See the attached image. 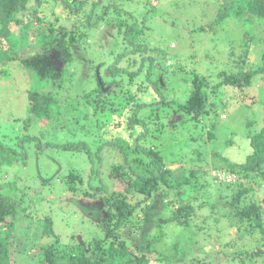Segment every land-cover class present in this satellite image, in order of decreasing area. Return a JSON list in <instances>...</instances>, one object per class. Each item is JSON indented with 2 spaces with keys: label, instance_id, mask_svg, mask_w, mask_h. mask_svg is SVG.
<instances>
[{
  "label": "rangeland",
  "instance_id": "1",
  "mask_svg": "<svg viewBox=\"0 0 264 264\" xmlns=\"http://www.w3.org/2000/svg\"><path fill=\"white\" fill-rule=\"evenodd\" d=\"M63 1L66 3L67 0ZM100 1V6L93 8L94 10H90L91 13H89V18L91 17L89 21L94 25L91 27L82 25L79 33L74 32V36L79 41V49L74 48L73 52L76 58L65 67L66 72H71L69 81L71 86L67 88L69 92L66 93L58 87L55 89L54 86L40 80L31 70L19 69L18 65L15 68H5L9 75L0 78V133L6 134L9 124L15 127L12 125L14 118L25 117L26 107L30 104L26 97L27 91L40 90L44 93H54V97L58 99L59 110L57 111L61 117L59 122H56L58 129L49 136V142L52 146L85 144L89 147L88 144L94 141L91 144L92 150L107 144V147L100 150V157L104 160V170L112 163L118 164L117 162L121 158L120 148L123 147V142L128 139L129 131L137 135L139 130V125L135 122L134 126L128 128L126 126L124 129L123 125L118 128L123 122V118L120 117L125 110L126 97L133 96L132 92H135V96H137L132 100V105L138 102L148 103L149 100H153V96L148 101L140 96L152 83H157L161 88V96L165 100H182L190 90L192 74L205 76L212 85H215L220 72L234 71V66L237 64L235 60H239L241 53L247 50L245 46L247 42L249 61L247 65H241L242 69L257 67L260 64V56L264 51V19L255 20L252 14L245 12L242 19L252 21L253 25L230 18L222 21L219 26L213 25L219 9L228 7L231 0ZM110 5L118 9L123 8L122 12L115 14V11L110 8L102 11L103 7ZM89 7L90 5H87V10ZM40 9L48 14L55 11L50 5L40 7ZM86 16L87 14L83 16L85 20ZM76 18L79 20L82 16L79 15ZM127 18L134 19L135 23L136 21L140 23L145 18L142 21V27L145 29L144 36H137L134 42L136 45L134 57L146 59L150 55L153 57V62L151 60H143L140 64L136 62L133 68L125 65L129 70L128 73H138L134 79L135 87L120 88L119 86L122 87L123 83L117 86L110 85L104 90L105 92L109 90L108 93L97 96L96 92H92L86 99L80 100L82 103L87 101L93 103L96 99L103 102L102 113L98 108L96 109L98 121L95 118L91 125L88 123L90 120H79L70 115L69 109L79 108L76 105L78 102L76 97L85 91V85L81 84L86 79V74L93 73L94 67V76L97 78L98 74L101 79L109 68L108 66L114 61L115 56L122 53L123 50L115 45L113 37L118 32L116 25ZM64 25L67 29H71L74 24L69 22ZM200 28L205 31H198ZM214 28L218 30V33L212 32ZM40 29V26L34 24L29 34L36 35ZM35 39L38 44L31 43L32 46L28 45V49L21 50L23 56L41 52L40 37L36 36ZM30 42H34V39L31 38ZM139 45L143 47L139 48ZM230 55L234 62L229 59ZM78 61L80 64L77 63ZM121 63L123 64V61ZM138 68L140 71H135ZM81 76L84 78L81 79ZM106 80L108 79L105 77L104 81ZM88 85L91 88L94 87V80L88 82ZM231 90L228 88V92H232ZM211 91L212 89L208 93V98H213L215 103L209 117H203V124L195 126L194 122H189L186 116L171 112L164 117V120L163 116H160L159 121L150 123L152 128L148 127V144L152 142L153 145H160V149L164 150L160 152L164 156L166 154L176 155L175 160L181 159V162L176 160V163L169 162V165H173V168L183 165L185 169H191L197 173V194L201 200L194 201V205H200L202 202L203 206L200 209L196 208L195 215L191 217L188 227H173V224L162 227V233L166 234V240L169 242L174 239L178 240L185 234L191 236V241L192 239L197 240L191 252L186 257H181L186 261L191 260L194 256L198 257L197 253L201 250L212 249L214 254L222 247V244L233 239V231L224 230L221 239L218 240V231L213 224L216 212H210L209 207L213 203H218L220 199H222V202L219 201L220 205L224 207L225 200H229L237 192L239 184L243 185L242 188L253 189L245 197V203L247 204L249 199L255 200L264 209V193L262 191L264 187L257 190L253 180L231 174L227 166L230 162L243 163L245 161L250 150L248 136L260 128H264V75L253 78L251 85L240 92L239 97L234 94L223 95L225 91L227 93V89L220 88L215 98ZM70 95L73 97L71 98ZM60 100L65 102H60ZM66 103H71L69 109L66 108ZM169 110L171 109L165 108L164 113ZM70 113L76 114L77 111L70 110ZM155 113V111L152 113L146 111V115L153 114V118ZM222 114L226 116V119H222ZM114 122L117 124L116 126L113 125ZM168 124L171 125L168 127ZM133 127L136 130H132ZM209 131L214 136L211 140H208ZM136 138L137 136L134 137V141ZM106 140L108 141L104 143ZM10 141L9 147L20 151L21 148L17 145L19 140L11 138ZM48 147V149H38L36 152L34 148L29 150L26 146L24 147L26 154L21 155V151L18 152L10 169L0 167V184L4 185L3 188H0L1 192L4 195L14 194L13 191L16 187L18 190H23L26 195L23 205L27 207V212L16 213L14 217L8 216L0 224L3 256L7 259L8 264H38V255L41 253L39 249L53 243L52 237H43L42 225L46 216L52 218L53 231L62 244H67L71 233L78 237L88 233L86 237H89L93 233V227L88 224L87 218L96 219L100 216L98 206H86L87 209L82 210L75 205L66 206L64 202H58L59 195L62 199L68 197L67 194H62L63 183L59 181L70 170L79 172L86 169L87 156L84 153L64 152L50 145ZM116 149L119 150V153ZM196 149L197 151H195ZM92 158H94V162H97L95 157ZM225 158L228 160L227 162L224 160ZM47 171L51 178H46L45 172ZM39 174L47 182H42ZM11 181L16 183L14 189L8 186ZM18 190H16L17 197L20 195ZM29 198H32V201ZM154 209L155 213H160L158 212L159 206ZM218 211L220 210L218 209ZM221 211L227 212L228 210L224 207ZM146 214L151 217L148 224H144L141 229L135 228L136 230L128 227L122 234L123 238L128 239L132 245L136 244V247H138L137 243L150 240L145 237L153 226L152 219L156 214L151 216L148 212ZM233 220L235 221V219ZM229 225V218L222 217L220 219L219 226L221 228L225 229ZM231 226L237 228L235 223ZM243 226L248 227V224L245 223ZM240 229L244 232V227L241 226ZM97 233L101 235L100 231ZM207 236H211V238ZM257 237L259 235L254 233L248 238L255 241ZM236 238L234 237L235 243L237 242ZM233 245L234 247L230 246L228 250L238 251L237 245L234 243ZM258 247L264 251L263 243H259L258 246L251 242L248 243L249 250L254 251ZM166 248L177 256L179 251L174 250L173 244H168ZM148 255V264H165L162 262V257L156 252H149ZM175 260L176 257L171 262ZM230 263L232 262L228 258L227 262L222 261L221 264Z\"/></svg>",
  "mask_w": 264,
  "mask_h": 264
},
{
  "label": "trees",
  "instance_id": "2",
  "mask_svg": "<svg viewBox=\"0 0 264 264\" xmlns=\"http://www.w3.org/2000/svg\"><path fill=\"white\" fill-rule=\"evenodd\" d=\"M100 3V0H92V2L89 0H67L66 3L63 0H0V78L8 77L9 73L5 70L6 67L15 68L18 65L19 69L31 70L40 80L54 86L55 89L58 87L66 93L69 92L67 88L71 86L69 82L71 72H66L65 67L76 58L73 52L74 48L79 49V41L74 36V32L79 33L82 25L88 27L94 25L89 21L91 18H89V13L94 10L93 8L100 6ZM48 5L55 11L50 14L41 11L40 7ZM87 5H90L89 12ZM107 8L113 9L115 14H120L123 9L110 5L103 7L102 11ZM245 12L252 14L255 20H263L264 0H231L228 7L219 9L213 25L219 26L227 18L238 20L244 24L249 22L253 25L252 21L242 19ZM86 14L85 20L83 16ZM79 15L82 18L77 20L76 17ZM144 20L145 18L142 21ZM142 21L135 23L134 19L127 18L116 25L118 32L113 37V41L123 51L115 56L114 61L100 79L103 87L117 86L120 83H123L122 87L119 86L120 88L135 87L134 79L138 73H128L129 70L125 65L133 68L136 62L139 64L143 60L153 62V57L150 55L146 59L134 57L136 51L134 42L137 36H144L145 29L142 27ZM69 22L74 24L71 29H67L64 25ZM34 24L41 28L36 35L29 34ZM198 31L205 30L200 28ZM212 32L215 34L218 33V30L214 28ZM36 36L40 37V43H42L41 52L23 56L21 50L28 49V45L38 44ZM31 38L34 39V42H30ZM245 46L247 50L241 53L239 60H235L237 64L234 66V71L220 72L215 85H212L205 76L192 74L190 90L182 100H165L161 96V88L157 83L150 84L140 94L145 101L153 96V100H149L148 103L138 102L132 105V100L137 97L135 92H132L133 96H127L125 110L120 117L123 118V122L118 128L124 125L125 129L126 126L128 128L137 123L139 130L137 135L129 131L128 139L123 142V147L120 148L121 158L117 162L118 164L112 163L104 170V160L100 157V150L107 147V144L96 147V150L91 148L94 141L88 144L90 148L85 144L51 145L49 136L58 129L56 122H59L61 117L57 111L59 110L58 99L51 92L27 91L26 97L30 104L26 107L25 117L14 118L12 125L15 127L9 124L7 133H0V167L10 169L18 152L21 151V155L26 154L24 150L26 146L29 150L34 148L36 152L38 149H48L50 145L64 152L84 153L88 160L86 169L79 172L70 170L66 176L61 178L59 182L63 183L62 194H67L68 197L62 199L59 195L58 202H64L66 206L75 205L82 210L87 209L86 206H98L100 212V216L96 219L87 218L88 224L93 227L90 238L86 237L88 233L82 237L71 233L67 244L60 242L59 237L53 231L52 218L46 216L42 225L43 237H52L53 243L39 249L41 253L38 255V264H148V254L152 251L160 255L165 264H221L222 261L227 262L228 258L232 262L230 264H264V251H261L259 247L254 251L248 249L250 242L255 246H258L259 243L264 244V209L255 200L249 199V202L245 203V197L253 189L242 188V184H239V189L229 200H225L224 207L227 208V212L221 211L224 208L223 205H220L222 199L209 207L210 212H216L213 224L218 231V240L221 239L224 230L233 231V239L222 244V247L214 254L212 249H207L198 252V257L194 256L191 260L186 261L181 258L191 252L197 240L192 239L191 241V236L185 234L178 240L174 239L169 242L166 240V234L162 233V227L171 224L173 227H188L191 217L195 215L196 208L200 209L203 206L202 202L200 205H194V201L201 200L197 194V173L191 169H185L183 165L173 168L169 162L176 163V160L181 162V159L175 160L176 155L166 154L164 156L160 152L164 151L160 149V145H153L152 142L147 143L148 127L152 128L150 123L159 121L160 116H163L164 120V117L168 116L167 114L174 112L179 113L180 116H186L187 120L193 121L195 126L203 124V117H209L215 103L213 98H208L211 89L215 98L220 88L227 89V93L225 91L223 95L234 94L239 97V93L251 85L253 78L259 75L263 76L264 51L261 53L260 64L258 65V62L257 67L242 69L241 65H247L249 61L248 42ZM140 47L143 46L139 45ZM229 59L234 62L232 55ZM77 63L80 64L79 61ZM135 71H140V69ZM105 77L108 80L104 81ZM83 78L84 76H81V79ZM89 80H94V87L91 88L88 85ZM81 85H85V91L76 97L78 101L76 105L79 108L69 109L71 103H66V108L69 109L70 115L79 120H90L87 122L92 125L95 118L97 121L99 119L96 116V109L98 108L100 113L104 109L103 102L96 99L93 103H89V101L82 103L80 100L86 99L92 92H96L98 96L108 93L109 90L106 92L101 90L97 78L94 76V67L93 73L86 74V79ZM228 88H231L232 92H228ZM70 97L73 96L70 95ZM60 102L65 101L60 100ZM165 108L171 110L164 113ZM67 109L65 110L68 111ZM70 110H75L77 113L71 114ZM146 111L150 113L155 111V119L153 114L146 115ZM221 117L226 119L224 114ZM113 125L117 124L114 122ZM170 125L168 124V127ZM132 130L136 129L133 127ZM135 136L137 138L134 141ZM8 138L19 140L17 145L21 148L20 151L9 147L11 141ZM213 138V134L209 131L208 140ZM41 141L43 142L41 143ZM248 143L250 150L245 161L243 163L230 162L227 166L231 174L253 180L256 183V189H262L264 187V128L249 135ZM116 150L119 153V150ZM93 153L94 156H92ZM92 157H95L97 162H94ZM224 160L228 161L226 158ZM45 176L51 178L48 171L45 172ZM39 177L42 182H47L40 174ZM8 186L14 189L15 181L9 182ZM3 187L4 185L0 184V188ZM16 190H18L17 187L13 191L14 194L7 195H4L0 190V224L8 216L14 217L16 213L27 212V207L23 205L26 195L23 190H18L20 195L17 197ZM262 191L264 193V189ZM31 199L29 198V200ZM157 206H159L158 212L160 213H155L154 208ZM146 212L150 216L156 214L152 219L153 226L145 237L150 240L137 243L138 247H136V244L132 245L128 239L123 238L122 234L128 227L141 229L144 224H148L151 217ZM222 217L230 219V225L225 229L219 226ZM234 223L237 228L231 226ZM245 223L248 224V227L243 226ZM241 226L244 227V232L241 231ZM97 231H100L101 235ZM254 233L259 235L256 242L248 238ZM207 237L211 238V236ZM234 237H237L236 243ZM1 243L0 240V264H8L7 259L3 256ZM233 243L239 248L238 251L228 250L230 246L234 247ZM168 244H173L174 250L179 251L177 256L168 251L166 248ZM175 257L176 260L171 262Z\"/></svg>",
  "mask_w": 264,
  "mask_h": 264
},
{
  "label": "water",
  "instance_id": "3",
  "mask_svg": "<svg viewBox=\"0 0 264 264\" xmlns=\"http://www.w3.org/2000/svg\"><path fill=\"white\" fill-rule=\"evenodd\" d=\"M97 80H98V82H99V86H100V88L104 91L106 88L105 87H103V84H102V82H101V80H100V76L97 74Z\"/></svg>",
  "mask_w": 264,
  "mask_h": 264
}]
</instances>
